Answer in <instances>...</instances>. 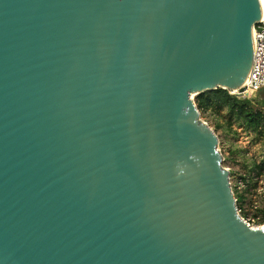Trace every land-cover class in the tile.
<instances>
[{"label":"water","instance_id":"1","mask_svg":"<svg viewBox=\"0 0 264 264\" xmlns=\"http://www.w3.org/2000/svg\"><path fill=\"white\" fill-rule=\"evenodd\" d=\"M259 0H0V264H264L194 97L243 93Z\"/></svg>","mask_w":264,"mask_h":264},{"label":"rangeland","instance_id":"2","mask_svg":"<svg viewBox=\"0 0 264 264\" xmlns=\"http://www.w3.org/2000/svg\"><path fill=\"white\" fill-rule=\"evenodd\" d=\"M262 92L264 91L250 99L253 100V110L262 112L264 116V106L258 103L260 98L264 99ZM231 93L233 95L235 92ZM200 119L218 138L222 167L229 173L234 196L243 198L236 204L240 217L252 227H263L261 212L264 209V120L257 129H246L227 109L200 114Z\"/></svg>","mask_w":264,"mask_h":264},{"label":"trees","instance_id":"3","mask_svg":"<svg viewBox=\"0 0 264 264\" xmlns=\"http://www.w3.org/2000/svg\"><path fill=\"white\" fill-rule=\"evenodd\" d=\"M258 94L261 95L260 92ZM263 94L264 92H262V95ZM194 103L200 114H205L206 112H219L223 109H227L232 116L242 122V127L246 129H257L264 120L262 112L253 110V100L237 98L236 96L230 95L228 91L222 89L199 94L195 96ZM258 103L264 106V99L260 98ZM259 169H262V167H259ZM235 199L236 204L243 200L241 196H237ZM261 215V221L264 222V209Z\"/></svg>","mask_w":264,"mask_h":264},{"label":"built area","instance_id":"4","mask_svg":"<svg viewBox=\"0 0 264 264\" xmlns=\"http://www.w3.org/2000/svg\"><path fill=\"white\" fill-rule=\"evenodd\" d=\"M253 39V62L246 80L242 86L243 93L235 92L237 98L250 99L255 97L259 92L264 90V16L258 22L252 31ZM231 95L232 93L229 92ZM243 219V218H242ZM243 221L251 228H259L250 226L249 222Z\"/></svg>","mask_w":264,"mask_h":264},{"label":"bare ground","instance_id":"5","mask_svg":"<svg viewBox=\"0 0 264 264\" xmlns=\"http://www.w3.org/2000/svg\"><path fill=\"white\" fill-rule=\"evenodd\" d=\"M259 1H260L261 9H262V16H264V0H259Z\"/></svg>","mask_w":264,"mask_h":264}]
</instances>
